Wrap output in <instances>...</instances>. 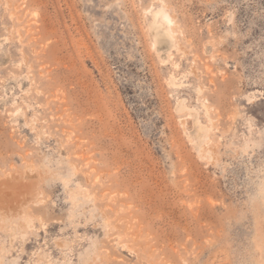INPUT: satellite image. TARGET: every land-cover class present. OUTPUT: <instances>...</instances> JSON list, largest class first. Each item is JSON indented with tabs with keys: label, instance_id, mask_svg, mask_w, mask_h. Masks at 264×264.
Returning <instances> with one entry per match:
<instances>
[{
	"label": "rangeland",
	"instance_id": "obj_1",
	"mask_svg": "<svg viewBox=\"0 0 264 264\" xmlns=\"http://www.w3.org/2000/svg\"><path fill=\"white\" fill-rule=\"evenodd\" d=\"M0 264H264V0H0Z\"/></svg>",
	"mask_w": 264,
	"mask_h": 264
},
{
	"label": "bare ground",
	"instance_id": "obj_2",
	"mask_svg": "<svg viewBox=\"0 0 264 264\" xmlns=\"http://www.w3.org/2000/svg\"><path fill=\"white\" fill-rule=\"evenodd\" d=\"M163 20L168 26H170L172 23L171 19L167 15L163 16ZM150 29L152 32L153 40L156 43V45L158 46V48L163 47L168 52L171 48H174L173 37L169 36L161 26H159L155 22H153L150 26Z\"/></svg>",
	"mask_w": 264,
	"mask_h": 264
}]
</instances>
